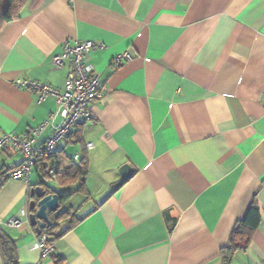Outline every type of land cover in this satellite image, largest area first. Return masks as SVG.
Returning <instances> with one entry per match:
<instances>
[{
    "label": "crops",
    "instance_id": "obj_1",
    "mask_svg": "<svg viewBox=\"0 0 264 264\" xmlns=\"http://www.w3.org/2000/svg\"><path fill=\"white\" fill-rule=\"evenodd\" d=\"M88 41L103 45L85 61L101 96L55 153L88 159V195L63 207L84 198L73 206L82 220L44 258L29 222L41 172L29 183L0 179V235L20 264H224L222 250L254 201L260 225L231 264H262L264 0H30L0 28V136L23 135L56 112L54 99L39 103L18 83L63 91L71 62L57 69L53 59ZM124 53L133 59L116 67ZM23 162L1 151L0 178ZM124 165L134 173L114 191ZM47 184L63 194L77 188ZM14 218L25 220L20 229L7 226Z\"/></svg>",
    "mask_w": 264,
    "mask_h": 264
},
{
    "label": "built area",
    "instance_id": "obj_2",
    "mask_svg": "<svg viewBox=\"0 0 264 264\" xmlns=\"http://www.w3.org/2000/svg\"><path fill=\"white\" fill-rule=\"evenodd\" d=\"M97 48H103V45L90 41L76 43L74 46L66 44L63 53L54 57L53 65L57 69H63L66 61L71 62V71L64 83L63 91L28 80L18 83L22 89L37 92L39 103L49 98L54 99L57 109L47 121L23 135L10 133L0 136V152L11 148L24 157L23 164L10 173V180H23L29 183L36 161L51 158L61 141L68 138L80 123L91 119V106L100 98L101 86L99 76L86 66L85 61L88 55ZM132 59V54L124 53L114 59V65L119 67ZM49 129L53 131L51 137L38 151H35V145ZM87 148L92 150L94 145L89 144ZM58 173V166L49 161L47 178L53 180ZM24 221V219L14 218L7 226L10 229H20ZM38 242L44 258L55 254L56 245L48 244L46 236H38Z\"/></svg>",
    "mask_w": 264,
    "mask_h": 264
},
{
    "label": "trees",
    "instance_id": "obj_3",
    "mask_svg": "<svg viewBox=\"0 0 264 264\" xmlns=\"http://www.w3.org/2000/svg\"><path fill=\"white\" fill-rule=\"evenodd\" d=\"M30 0H0V28L4 25L12 23L21 18V15L28 5ZM72 134V133H71ZM70 134V135H71ZM56 154H54L51 158H44L36 161L35 167L38 168L41 172V177H43L45 182H41V185H48L47 181L50 180L47 178V167L49 161H55L58 168H63V172L61 174H57L54 179L57 182V185L60 187H67L68 185L77 184V188L75 191H66L64 194L57 191L56 192L61 195V208L55 214H51L50 219L52 221L51 226L47 227L43 234L48 238V244H56L57 240L63 237V235L71 230L74 226H76L82 219H78L74 214V210L72 205L68 206L65 210L61 211V209L67 203L73 195L83 194L85 196L88 195L86 190L85 178L89 173L88 159L87 157L82 158L79 161H74L73 159H68L66 161H61L60 157L55 159ZM12 172V171H11ZM4 175H1V184L10 179V174L7 178H3ZM69 219V226L63 231H58L59 222L63 220ZM261 222V214L260 209L254 201L249 208V211L244 218V220L237 223L230 241L226 248L222 250V258L224 260V264H231L233 255L240 249H242V243H248L252 233L255 232ZM0 250L5 260V264H20L17 254L15 244L12 243L10 238L5 235H0Z\"/></svg>",
    "mask_w": 264,
    "mask_h": 264
},
{
    "label": "water",
    "instance_id": "obj_4",
    "mask_svg": "<svg viewBox=\"0 0 264 264\" xmlns=\"http://www.w3.org/2000/svg\"><path fill=\"white\" fill-rule=\"evenodd\" d=\"M134 171L129 165H124L120 169L121 180L115 185L114 191L120 189L133 175ZM61 195L48 185L34 187L31 190L30 203V225L35 229L38 236L51 226V214H55L61 208Z\"/></svg>",
    "mask_w": 264,
    "mask_h": 264
},
{
    "label": "rangeland",
    "instance_id": "obj_5",
    "mask_svg": "<svg viewBox=\"0 0 264 264\" xmlns=\"http://www.w3.org/2000/svg\"><path fill=\"white\" fill-rule=\"evenodd\" d=\"M49 181V180H48ZM73 191L74 190V188H69V190H67V191ZM84 201V198H81V197H79V198H76V199H74L72 202H71V204H72V206H75L76 208H77V204H81V202H83ZM64 210V208H62L61 209V211H63ZM78 211V210H77ZM69 221V219H67V220H63V221H60L59 222V226H58V231L60 230V228L62 227V225H64V223H67Z\"/></svg>",
    "mask_w": 264,
    "mask_h": 264
}]
</instances>
